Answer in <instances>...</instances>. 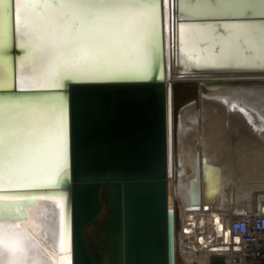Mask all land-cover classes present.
<instances>
[{"label":"bare ground","instance_id":"obj_1","mask_svg":"<svg viewBox=\"0 0 264 264\" xmlns=\"http://www.w3.org/2000/svg\"><path fill=\"white\" fill-rule=\"evenodd\" d=\"M177 3L182 14L176 16L180 54L176 65L174 40L172 46L170 43L174 14L169 13L174 0H162V24L161 2L156 4L163 81L196 80L197 87L173 88L171 132L175 137L171 136V164L163 181H99L83 193L85 205L80 214L83 224L77 234L90 264H166L167 211L173 214L177 229L174 245L184 264H210L213 255H221L227 264H233V252L215 241L212 231L206 228V220L210 219L219 232L221 215L225 212L240 215L263 206L264 84H214L212 81L264 79V74L179 76L184 69L264 68V64L243 50L237 54L226 52V58L221 59L205 24L183 21V17L235 16L238 15L235 9L253 6L213 0L215 10L209 14L195 0L183 10L181 0ZM257 3L255 7L259 8L264 0ZM180 25H184L183 31ZM220 27L222 30L218 32L216 26L219 34L238 31L240 44L247 48L264 28V22L228 21ZM6 78L7 71L3 68L0 82ZM17 85L54 86L30 78L27 71L22 72L19 59ZM58 105L56 101L46 102L40 109L54 116ZM22 106L18 110L28 115L32 106ZM197 161L201 174L200 208L188 210L189 179L194 177ZM15 186H23V182L0 181V188ZM17 197L0 195V209H6L0 211V264H70V255L61 253L65 242L62 204L56 199L46 203L13 200ZM15 208L19 211H10Z\"/></svg>","mask_w":264,"mask_h":264},{"label":"snow or ice","instance_id":"obj_2","mask_svg":"<svg viewBox=\"0 0 264 264\" xmlns=\"http://www.w3.org/2000/svg\"><path fill=\"white\" fill-rule=\"evenodd\" d=\"M191 2L181 0L182 10ZM227 2L253 6L235 9L238 15L251 11L264 17V5L256 8L257 0ZM195 3L209 14L215 10L213 0ZM204 27L221 59L226 58V52L237 54L243 50L264 64V28L245 48L238 31L219 34L213 23ZM13 28L20 40L18 46L25 50L18 58L22 72L56 87H62L65 78L146 79L153 54L158 52L160 35L153 0H15L14 8L9 0H0V79L9 59ZM180 28L183 31L184 25ZM21 107L16 101L0 105V181L17 179L24 187L63 183L68 175V154L62 101L54 116L39 106H32L24 115L18 110Z\"/></svg>","mask_w":264,"mask_h":264},{"label":"water","instance_id":"obj_3","mask_svg":"<svg viewBox=\"0 0 264 264\" xmlns=\"http://www.w3.org/2000/svg\"><path fill=\"white\" fill-rule=\"evenodd\" d=\"M160 0H155L156 4ZM15 7V0H9ZM159 4V3H158ZM159 7V6H158ZM174 14V32L170 43L175 45L179 58V35L176 16L182 14L177 0L169 9ZM183 21L199 24L213 23L221 32V24L228 21L264 22V17L245 15L204 16ZM13 28L9 59L4 67L7 78L0 82V105L16 101L20 105L44 106L46 102L63 103L67 128V179L51 187H5L0 195H16L21 202L56 199L62 204L64 248L62 256L70 255V264H90L79 240L77 230L83 222L82 195L99 181L163 179L171 164V104L173 88L197 87L196 80L164 82V64L161 40L158 52L153 54L152 66L146 79L92 81L65 78L62 87H19L17 85L18 58L25 50L18 46ZM201 44V46H204ZM217 48H215L216 50ZM264 74V68L184 69L186 78L216 75ZM181 78V77H180ZM264 84V79L214 80V84ZM204 83H201L203 85ZM172 97V98H171ZM44 103V104H43ZM174 114V113H173ZM175 146V143H173ZM174 148V147H173ZM219 179V178H218ZM201 174L197 161L194 177L189 179L188 210L200 208ZM264 211V203L261 207ZM176 225L171 211L165 216L164 249L166 264H184L175 247ZM192 264H197L193 262ZM210 264H227L221 255H213Z\"/></svg>","mask_w":264,"mask_h":264},{"label":"built area","instance_id":"obj_4","mask_svg":"<svg viewBox=\"0 0 264 264\" xmlns=\"http://www.w3.org/2000/svg\"><path fill=\"white\" fill-rule=\"evenodd\" d=\"M206 228L211 230L221 247L233 252V264L264 262V211L253 209L246 214L224 213L220 230L210 219Z\"/></svg>","mask_w":264,"mask_h":264},{"label":"rangeland","instance_id":"obj_5","mask_svg":"<svg viewBox=\"0 0 264 264\" xmlns=\"http://www.w3.org/2000/svg\"><path fill=\"white\" fill-rule=\"evenodd\" d=\"M257 264H264V262H260V263H257Z\"/></svg>","mask_w":264,"mask_h":264}]
</instances>
